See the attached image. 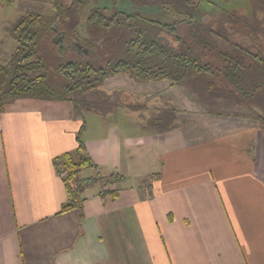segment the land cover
Instances as JSON below:
<instances>
[{"label": "crops", "instance_id": "1", "mask_svg": "<svg viewBox=\"0 0 264 264\" xmlns=\"http://www.w3.org/2000/svg\"><path fill=\"white\" fill-rule=\"evenodd\" d=\"M102 86L107 95L128 89L132 101L117 102L142 100L148 115L138 109L85 121L71 101L6 103L0 264H264V129L256 114L205 108L187 86L166 79L118 74ZM165 118L167 127L154 125ZM83 125L99 171L125 180L112 186L114 199L99 185L86 189L81 216L61 212L68 193L55 158L75 151ZM93 175L89 167L76 179Z\"/></svg>", "mask_w": 264, "mask_h": 264}, {"label": "trees", "instance_id": "2", "mask_svg": "<svg viewBox=\"0 0 264 264\" xmlns=\"http://www.w3.org/2000/svg\"><path fill=\"white\" fill-rule=\"evenodd\" d=\"M90 1L73 0L67 6L62 0H53L54 15L27 11L13 24L9 31L17 46L8 62H0V115L8 101L27 97L71 101L76 108L77 101L71 97L73 91L98 89L106 78L118 74H127L137 82L166 79L174 84L198 79L203 73L216 74L233 89L231 92L245 99L253 98L255 92L264 88L263 59L228 38L227 33L205 26L199 20L206 0H132L142 6L147 3L170 11L171 19L167 20L142 11L93 8L87 19L88 31L92 37H102V44L87 43L94 46L89 57H60L51 42L55 34L51 26L58 24L61 30L68 31L67 38L72 39L76 31L69 27L66 18L73 16V9L83 8ZM108 45L110 50L105 51ZM208 55L212 61L202 63L201 59ZM246 73L247 82L263 81L245 87ZM216 88L211 81L207 90ZM256 116L264 129V112ZM84 127L77 134L75 151L55 158L68 193V202L61 212L78 209L81 216L86 189L99 185L103 198L114 199L118 190L112 186L125 180L122 174L99 171L86 152L82 139ZM89 167L95 169V175L77 180L79 171Z\"/></svg>", "mask_w": 264, "mask_h": 264}, {"label": "rangeland", "instance_id": "3", "mask_svg": "<svg viewBox=\"0 0 264 264\" xmlns=\"http://www.w3.org/2000/svg\"><path fill=\"white\" fill-rule=\"evenodd\" d=\"M62 1L67 6L72 5L73 3L71 0ZM96 7L142 11L154 18H161L164 20L171 19L170 11H164L157 5H150L146 3L142 6V4L134 3L132 0H91L90 3L83 8L79 7L73 9V16L66 18V20H68L69 27L76 31L74 36L76 38L73 37L72 39L79 41L80 43L82 42V44L89 46L90 48H94V46L88 45L87 43H96L97 45H101L104 40H102V37L100 36L92 37L88 31L87 19L92 9ZM27 11H36L54 15L55 9L53 0H0V62L6 63L9 61L11 52L17 43L10 34L9 30ZM200 16L199 20L203 25L210 26L223 34L227 33L228 38L245 46L246 48L248 47L254 55L259 56L264 61V0H206L202 4V12ZM178 18H183V16H179ZM94 33L96 34L97 32ZM54 36L55 34L52 35L51 42ZM171 39L174 41V45H177L175 39ZM219 40L221 43L225 44V40L223 38H220ZM70 42L71 41H68L67 43ZM53 44L57 54L59 55L57 45L55 43ZM104 50H110V46L108 45ZM91 54L85 55L76 52L70 47V50L64 52L63 56H59L65 57L67 55L75 57L78 55L82 57H89ZM247 60H249L248 57ZM208 61H212V58L209 55L208 57H203L201 59L202 63ZM254 73L257 74L258 72L255 71ZM253 74L251 75L256 77ZM198 77V79L185 82L182 85L187 86L186 88L194 94L193 96L201 99L205 108L228 113L247 112L257 114L264 112V88L255 92V96L253 98L245 99L239 96V93L234 91L231 92L233 89L220 80V76H217L216 74L203 73ZM249 77L250 74L248 75V78ZM57 78H59V76H57ZM211 81L215 82L217 88L209 91L207 90V87ZM262 81L263 80L261 79L258 81L249 80L247 82L246 73V82L244 86H251L253 83H261ZM223 85H225V87H223ZM103 88L104 87L101 86L94 90H87L83 92L76 90L71 93V97L77 101L76 113L79 117L86 121L92 119L96 114L107 115L110 113L109 115H112L117 113L118 115H130L132 113L133 115H136L138 111L145 116L148 115V107L142 100L140 101L139 107L135 105V102L133 106H130L131 104H129L123 107L122 103L119 104V102H117L121 100V97H123V99L127 102L132 101L130 99L132 98L133 93L128 89L124 90V92L117 91L113 95H107L106 89ZM195 89H197V91L194 93ZM125 92H127L126 95H124ZM113 97H116V103L106 102L108 99H112ZM164 117L167 118V114H165ZM166 118L160 121L155 120L154 125L160 127L161 129L167 127L169 121H167ZM140 122L142 125H145L147 123H151V120H149V118H140Z\"/></svg>", "mask_w": 264, "mask_h": 264}, {"label": "water", "instance_id": "4", "mask_svg": "<svg viewBox=\"0 0 264 264\" xmlns=\"http://www.w3.org/2000/svg\"><path fill=\"white\" fill-rule=\"evenodd\" d=\"M71 2H73V0H71ZM51 30L56 33V35L52 38V43L57 45L59 55L63 56L64 52H66L65 36L68 34V31L65 29L59 30V25L55 23L51 26ZM71 49L85 55H90L93 51V48H90L89 46H86L76 40L72 41Z\"/></svg>", "mask_w": 264, "mask_h": 264}, {"label": "flooded vegetation", "instance_id": "5", "mask_svg": "<svg viewBox=\"0 0 264 264\" xmlns=\"http://www.w3.org/2000/svg\"><path fill=\"white\" fill-rule=\"evenodd\" d=\"M59 30H61V29L59 28ZM55 35H56V33H55ZM67 36H68V35L65 36V42H66V46H67L66 51L70 50L71 42H72V40H73V39L70 40V38H67ZM68 41H71V42H70V43H67ZM92 52H93V51H92Z\"/></svg>", "mask_w": 264, "mask_h": 264}]
</instances>
